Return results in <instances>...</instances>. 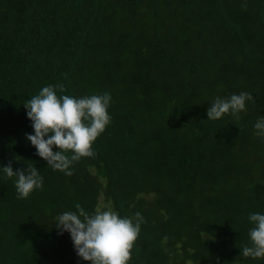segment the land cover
Returning <instances> with one entry per match:
<instances>
[{
	"label": "trees",
	"instance_id": "obj_1",
	"mask_svg": "<svg viewBox=\"0 0 264 264\" xmlns=\"http://www.w3.org/2000/svg\"><path fill=\"white\" fill-rule=\"evenodd\" d=\"M108 93L95 155L54 171L26 140L45 86ZM246 110L208 120L217 98ZM264 0H0V264H89L54 223L80 204L142 217L128 264H264L244 257L264 214ZM55 151V147L53 148ZM13 171L43 187L18 198Z\"/></svg>",
	"mask_w": 264,
	"mask_h": 264
},
{
	"label": "clouds",
	"instance_id": "obj_2",
	"mask_svg": "<svg viewBox=\"0 0 264 264\" xmlns=\"http://www.w3.org/2000/svg\"><path fill=\"white\" fill-rule=\"evenodd\" d=\"M57 91L63 93L64 86H45L23 105L34 132L27 134L26 140L47 166L70 176L74 162L95 155L93 142L111 123L108 114L111 96L104 93L76 98L58 96ZM248 101L254 103L248 92L217 98L207 110L208 120L237 115L246 110ZM254 127L264 136V117L261 116ZM3 172L7 178H15L20 199H27L33 191L43 187V176L35 166L14 172L10 162L3 167ZM75 208L76 211L59 214L54 224L60 234L69 233L77 256L89 264H128L143 222L140 213L132 218H121L111 205L95 214H89L80 204ZM248 220L254 227L249 232L250 246L243 247L242 255L264 258V214L252 213Z\"/></svg>",
	"mask_w": 264,
	"mask_h": 264
}]
</instances>
